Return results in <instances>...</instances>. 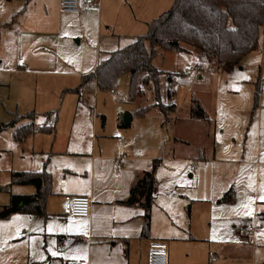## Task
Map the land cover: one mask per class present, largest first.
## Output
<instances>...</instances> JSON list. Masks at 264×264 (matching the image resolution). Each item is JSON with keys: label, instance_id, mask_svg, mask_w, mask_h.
Returning <instances> with one entry per match:
<instances>
[{"label": "rangeland", "instance_id": "1", "mask_svg": "<svg viewBox=\"0 0 264 264\" xmlns=\"http://www.w3.org/2000/svg\"><path fill=\"white\" fill-rule=\"evenodd\" d=\"M60 1L0 0V128L12 121L13 113L21 116L17 126L38 125L45 119L53 124L58 114V130L76 124L90 136L95 111L106 117L110 135L117 128L119 113L134 115L140 108L157 104L155 86L151 83L144 87L141 97L131 102L130 78L123 76L114 87L115 94L92 89L91 83L80 102L70 90L78 88L82 76L90 73L81 65L84 60L80 51L86 49V40L78 44L79 36L64 38L55 32L56 25L66 17ZM147 33L148 28L141 36ZM154 65L166 72L159 79L160 102L166 104L169 89L174 90L172 101L179 118L176 123L171 114L165 122L169 127L165 130L168 143L159 157L162 178L170 184L168 189L177 188L190 200L206 195L213 199L206 224L209 238L185 243L183 258L195 264H264V240L254 252L248 237L234 230V225L255 218L256 195L261 201L264 198V46L259 45L234 69L200 60L194 50L162 52ZM258 87L259 106L254 109ZM194 100L207 112L210 123L190 118ZM67 137L65 134V140ZM41 138L46 139L34 143L30 138L17 144L12 130L0 132V207L9 205L11 196L16 194L15 186L10 187L12 171L38 172L48 162L51 139ZM200 153L205 158H199ZM173 156L178 160H171ZM193 162L198 170L191 178ZM232 186L235 204L223 207L227 209L221 215L217 197ZM208 207V202L192 205L193 226L199 234H203L201 219ZM57 208L58 204L54 205ZM33 220L26 214L0 220V264L27 263L29 250L32 259H41L43 239L24 233V229H37ZM23 237L26 240L12 242ZM217 246L225 254L219 256ZM210 252L216 254L215 262L210 263ZM82 259L76 258V263L82 264ZM141 264L147 262L142 260Z\"/></svg>", "mask_w": 264, "mask_h": 264}, {"label": "crops", "instance_id": "2", "mask_svg": "<svg viewBox=\"0 0 264 264\" xmlns=\"http://www.w3.org/2000/svg\"><path fill=\"white\" fill-rule=\"evenodd\" d=\"M172 6L173 0H99V3L93 6L83 5L79 14L63 12L66 15L65 20L56 25L55 32L64 38L79 36L81 40L78 44H84V39L86 40V49L80 51V56L84 60L81 65L86 73L91 74L110 53L123 50L132 44L145 32L150 22L168 12ZM130 115L132 122L122 128L120 122H123L124 116L123 113H119L117 128L110 135L107 133L106 117L97 114L95 119L94 111V126L90 136L81 131L76 124L69 129L65 130L64 126L58 130V114L55 119L56 130L52 134L38 131L48 126L50 121L47 119L38 125L28 123L34 124L37 130L28 139L32 138L34 143L36 140L44 141L46 138H41L42 136L51 139L48 162L43 165L42 171L46 170L51 174L53 184L52 194L47 202L48 217L30 215L38 224L37 229L32 228L31 231L24 229L27 236L29 232L31 237L43 239L41 259H37L38 261L32 259L29 250V259L27 263L22 264H70L76 263V258L80 256L83 258L82 264H141L142 260L148 264L152 241H165L169 244V264H195L183 258L184 247L185 243L209 238L206 224L209 220L208 212L213 209L212 196L206 195L190 200L181 195L177 188L168 189L170 184L167 185L162 178V160L159 159L168 143L165 130L169 126H165L164 116L154 108L144 118ZM173 116L177 123L179 120L177 112ZM190 118L194 119L191 112ZM207 122L210 123L211 119ZM6 130H12L13 139L14 129ZM65 134L68 136L67 140ZM174 145L171 146L173 154ZM199 158L203 159L205 155L200 153ZM155 160H160V166L156 171V200L149 237L143 238L145 211L140 207L122 205L121 202L128 200L137 176L142 172L151 171ZM171 160L178 159L173 156ZM192 164L196 166L195 162ZM197 170V167L195 171L190 169L191 178ZM231 189L233 198L225 201L224 196ZM229 190L223 189L221 197H217L220 198L216 205L220 207L218 212L222 213L221 215L226 212L223 209H227L223 207L235 204L234 186ZM35 192L33 186H15V195L27 196ZM65 195L90 197L93 202L91 217L77 218L66 214L63 206ZM262 199L261 201L256 195L253 207L255 218L234 225L236 232L248 237L249 247L253 248L254 252L264 240V198ZM203 202H208L210 208L205 210V216L201 219L204 229L203 234H199L193 226L192 205ZM56 204L58 208L54 209ZM249 207H252L251 204ZM247 225L255 226L256 231L253 235L241 233V227ZM24 240L25 237L13 239L12 242ZM216 250L219 256L225 254L220 246H217ZM215 255L210 252V263L215 262Z\"/></svg>", "mask_w": 264, "mask_h": 264}, {"label": "trees", "instance_id": "3", "mask_svg": "<svg viewBox=\"0 0 264 264\" xmlns=\"http://www.w3.org/2000/svg\"><path fill=\"white\" fill-rule=\"evenodd\" d=\"M264 46V0H173L172 8L148 24V33L139 36L123 50L110 53L94 73L86 75L81 85L70 90L82 98L90 84L100 91L114 90L123 76H129V99L136 101L143 94V88L151 83L155 86V106L138 109L134 116L144 118L154 107L165 118L177 112L172 103L174 90L168 91V102H160V76L164 71L154 65L155 58L162 52L191 53L198 52L200 60L218 63L228 69L240 65L245 57L256 48ZM168 82L173 84L168 75ZM95 85V86H94ZM260 88L255 94L254 109L259 106ZM191 117L209 121L207 112L197 101H193ZM21 116L3 125L0 130L14 129L13 139L23 143L36 133L34 124L17 127ZM164 124V123H163ZM120 127H126L121 121ZM56 120L51 126L41 128L43 133H54ZM160 160H155L151 171L139 174L131 188L128 200L122 205L140 207L145 211L142 237L148 238L152 225V211L156 200V171ZM52 176L46 170L42 172H13V186H33L35 194L27 196L12 195L9 205L0 207V220H8L16 214L48 217L47 202L52 194ZM233 198V189L225 196V201Z\"/></svg>", "mask_w": 264, "mask_h": 264}, {"label": "built area", "instance_id": "4", "mask_svg": "<svg viewBox=\"0 0 264 264\" xmlns=\"http://www.w3.org/2000/svg\"><path fill=\"white\" fill-rule=\"evenodd\" d=\"M99 3V0H62L60 7L62 12L70 14H79L82 12L83 5L93 6ZM194 68H198L194 65ZM111 93H115L111 90ZM95 119L97 114L94 111ZM196 166L191 167L195 171ZM64 211L71 217L90 218L92 215L93 202L88 196L65 195L63 197ZM241 233L253 235L256 231L255 226L247 225L241 227ZM148 264H169V244L165 241H152L149 247Z\"/></svg>", "mask_w": 264, "mask_h": 264}, {"label": "water", "instance_id": "5", "mask_svg": "<svg viewBox=\"0 0 264 264\" xmlns=\"http://www.w3.org/2000/svg\"><path fill=\"white\" fill-rule=\"evenodd\" d=\"M131 122H132V116L130 114H128V113L125 114L124 118H123V123L125 125H129ZM0 191H1V189H0Z\"/></svg>", "mask_w": 264, "mask_h": 264}]
</instances>
